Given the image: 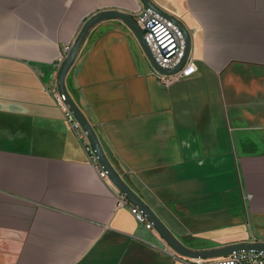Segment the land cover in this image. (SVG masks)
I'll return each mask as SVG.
<instances>
[{"label":"crops","instance_id":"crops-1","mask_svg":"<svg viewBox=\"0 0 264 264\" xmlns=\"http://www.w3.org/2000/svg\"><path fill=\"white\" fill-rule=\"evenodd\" d=\"M152 1L188 28L191 68L162 82L135 32L109 18L90 29L67 88L183 243L264 239V0ZM144 5L0 0V264H197L117 205L47 89L90 16Z\"/></svg>","mask_w":264,"mask_h":264},{"label":"water","instance_id":"water-1","mask_svg":"<svg viewBox=\"0 0 264 264\" xmlns=\"http://www.w3.org/2000/svg\"><path fill=\"white\" fill-rule=\"evenodd\" d=\"M145 6L151 7L155 11L161 13L162 15L174 20L180 29L183 32L184 39H185V51L183 57L174 67H166L161 65L157 59L155 58L153 52L149 44L145 39V31L146 28H143L135 15L131 12L121 10V9H104L94 13L90 16L86 22L83 24L81 30L79 31L78 35L74 39L71 44L70 50L66 53L64 59L60 63L58 72H57V81L61 91H63L67 96V102L70 105V108L74 111L76 117L82 124L83 128L87 131V135L96 150L98 155L99 161L103 165L104 169L108 171V176L112 180V182L129 198V200L137 205L143 212L146 214L147 218L153 222L154 227L158 230L161 236L165 239L168 245L178 254L183 255L185 257L197 258V257H210V256H217V255H225L233 250H259L264 251V241L260 240H249V241H242V242H235L230 244H225L223 246L212 247V248H204V249H195L192 248L181 241L168 227L167 225L161 220V218L144 202V200L127 184V182L122 178V176L118 173L115 169L111 161L109 160L106 151L101 143V140L96 133L95 129L93 128L92 124L85 116L81 108L78 106L76 101L71 96L67 85H66V78L67 75L75 62V59L84 43L90 29L96 25L98 22L109 19L115 18L120 19L125 22L137 35L142 47L144 48L145 52L147 53L149 59L152 62L153 67L163 73H175L179 71L183 65L185 64L189 53L191 51V35L188 28L185 24L176 16L169 14L168 12L161 9L157 6L152 0H142ZM264 264V263H263Z\"/></svg>","mask_w":264,"mask_h":264},{"label":"built area","instance_id":"built-area-1","mask_svg":"<svg viewBox=\"0 0 264 264\" xmlns=\"http://www.w3.org/2000/svg\"><path fill=\"white\" fill-rule=\"evenodd\" d=\"M139 24L146 28L145 39L149 44L157 61L166 67H174L184 55L185 39L182 30L174 20L162 15L151 7L143 6L139 12L135 14ZM71 44L65 46V54L70 50ZM147 54V53H146ZM62 62V61H61ZM193 57L190 51L189 56L183 67L175 73H163L156 70L159 77L164 83H171L184 71L189 70L192 66ZM47 89L52 94L55 103L63 112L64 119L77 136L81 139L88 159L97 168L99 175L102 178H108V171L104 169L99 161L95 148L93 147L87 131L76 117L74 111L70 108L67 102L66 94L60 90L57 79ZM117 205H130L131 211L134 213L138 221L143 222L148 228H153V222L150 221L146 214L137 205L131 203L129 198L120 189L117 194ZM257 240V239H255ZM264 241V239H259ZM164 250H169L168 246ZM197 264H263L264 251L259 250H233L226 257L204 260L201 257L192 258Z\"/></svg>","mask_w":264,"mask_h":264},{"label":"trees","instance_id":"trees-1","mask_svg":"<svg viewBox=\"0 0 264 264\" xmlns=\"http://www.w3.org/2000/svg\"><path fill=\"white\" fill-rule=\"evenodd\" d=\"M69 78V74H68V76H67V79Z\"/></svg>","mask_w":264,"mask_h":264}]
</instances>
